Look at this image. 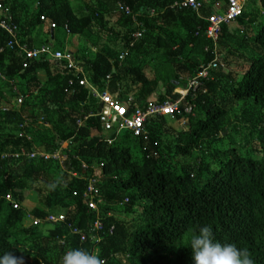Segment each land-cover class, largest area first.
I'll return each instance as SVG.
<instances>
[{"label": "trees", "instance_id": "1", "mask_svg": "<svg viewBox=\"0 0 264 264\" xmlns=\"http://www.w3.org/2000/svg\"><path fill=\"white\" fill-rule=\"evenodd\" d=\"M81 1L77 11L71 0H35L29 12L28 2L0 0L8 5L16 39L28 49L37 47L30 31L44 21L61 29L67 24L70 34L88 32L95 49L92 59L82 58L80 76L63 61L44 57L23 68L18 48L7 46L11 37L0 28V91L6 86L13 95L10 103L0 94V106L7 107L0 109V264H264V23L254 31L259 13L244 8L233 31L223 24L214 50L204 35L205 18L223 0H200L199 11L170 7L179 0ZM113 14L118 15L110 23ZM138 29L142 37L135 39ZM216 54L219 63L196 91L183 98L174 92ZM82 77L139 105L154 96L158 102L179 100L180 114L172 119L187 116V129L155 115L144 125L147 139L126 132L108 143L93 134L97 129L104 136L95 116L78 125L99 109L88 86L78 84ZM238 103L236 132L255 133L242 146L232 141L235 127L228 130L229 112ZM187 106L196 117L183 111ZM220 134L231 137L232 147L214 146ZM43 136L48 142L38 148L35 140ZM132 148L140 159L132 160ZM33 151H59L65 159L61 165L31 156ZM91 179L103 216L97 244L88 232L96 213L84 198ZM28 194L38 206L25 205ZM135 207L139 216L130 223L113 215ZM51 214L64 219L46 221ZM26 218L40 222L19 227ZM43 225L45 232L38 230ZM68 251L71 257H65Z\"/></svg>", "mask_w": 264, "mask_h": 264}, {"label": "built area", "instance_id": "2", "mask_svg": "<svg viewBox=\"0 0 264 264\" xmlns=\"http://www.w3.org/2000/svg\"><path fill=\"white\" fill-rule=\"evenodd\" d=\"M247 0H226L225 2H216L211 9L209 15L205 18L206 27L204 29V35L206 38L210 39L214 45V50L217 45V40L219 38L221 28L223 24H228L233 22L238 16H240L244 10ZM176 6L190 7L195 11H199L203 3L200 0H179L174 1L170 7L174 8ZM120 10H123L124 13L130 14L131 10L127 6H121L118 4ZM10 14L8 8L0 4V28L4 30L7 35L11 38L7 41L8 47H13L14 45L18 48L19 53L23 58L22 67L25 68L28 65L29 60H40L43 57L46 59H51L57 63L63 61L67 69H70L73 72V75L80 76L83 73L82 61L74 57V53L71 52L68 48H57L53 49L51 45L40 44L37 47L28 49L25 43H21L16 39V25L9 22ZM132 19H135L132 15ZM40 20H44L43 16H40ZM50 28L54 30L56 28L54 23L50 24ZM63 29L66 33H69L67 24L63 26ZM143 31L135 30L132 33V37L139 39L142 37ZM132 45V43H130ZM2 47H0V51ZM127 51L124 50L118 55V59H123ZM219 55L216 56L207 64L206 67L202 68L197 75L188 80L185 84L186 87L178 86L174 89V92L181 95L183 98L190 91L194 92L198 89L201 84L200 79L209 78V68H215L219 63ZM3 78V76L0 74ZM108 78V76H107ZM12 83V81H10ZM69 84L72 83L71 80L68 81ZM78 84L88 86V95L91 99H94L97 104H99V109L94 114L85 115L83 120H78V125H83V121L89 116H95L103 130L102 133L104 136H101L100 130H93V134L100 139L106 140L108 143L112 141L120 134L121 131H125L131 135V137L138 138L142 136L143 139H147V135L144 130V125L149 118L155 115H164L175 117L176 114H180L179 110V100L177 101H164L158 102L156 97H151L147 99L142 105H139L134 102L133 97H128L126 99L119 98L117 92H110L108 89L100 90L91 84L87 83L85 77H82L78 80ZM15 90V86H14ZM17 105L22 103V98H17ZM1 110H7V107L0 106ZM187 114H193L192 107L187 106L183 110ZM187 116H181L178 120H186ZM27 122V121H26ZM22 131L18 132V136H21ZM67 142H61V147H65ZM39 155L45 159L52 158L61 163L65 159V155L61 154L59 151L47 153L45 151H33L31 156ZM15 157L18 154L14 155ZM3 156H0V159ZM94 191L93 179L90 180L87 189L84 191L85 203L90 207V209H96V203L93 199L92 192ZM96 191V190H95ZM5 199L11 201V196L7 194ZM16 206L15 203H13ZM48 222L63 221L64 216L62 214L58 215H48L46 218ZM34 224L39 223L40 220H32ZM102 229V223L99 218H96L95 221L89 225L88 232L91 234L90 238L96 244L100 241L99 231ZM77 231V230H74ZM84 237L81 236V239ZM62 243V241H61ZM92 255H94L92 253ZM72 254L68 251L65 257H71ZM84 253H82L78 259L79 263L82 262Z\"/></svg>", "mask_w": 264, "mask_h": 264}, {"label": "rangeland", "instance_id": "3", "mask_svg": "<svg viewBox=\"0 0 264 264\" xmlns=\"http://www.w3.org/2000/svg\"><path fill=\"white\" fill-rule=\"evenodd\" d=\"M22 1L26 2V3L27 2L29 3L28 9H29V12H32L33 8H34V5H35V0H26V1L25 0H21V2ZM84 1L89 2L90 0H84ZM71 4L74 7V9L78 11L80 9V5L82 6L83 3H82L81 0H71ZM6 7L8 8V5ZM245 9L247 10V12H250V13H252V12L253 13L254 12H258L259 13V15H257V23H256V26L254 28V31L258 30L260 28V26L264 23V17H263V15H264L263 14L264 13L263 12L264 11V5L261 3L260 0H247L246 5H245ZM117 15L118 14H113L111 16V18H109V22L110 23L114 22V20L117 18ZM41 24L42 23H37L34 26L35 29H39ZM237 27H238V23H236V22H231L228 25V28H229L230 31H233L234 29H237ZM254 31H253V34H254ZM54 33H55L54 34L55 41L53 42V40L51 39V42H53L55 46H60V48L66 47L71 52L75 53V55H80L82 57H84V56L88 57L89 56L90 59L93 58L94 50L90 49L91 47L89 45H91L92 42H90V38H89L90 34H88V32H85V33H83L80 36L79 34L66 33L65 31H63V29L56 28V29H54ZM89 50L92 53L89 52ZM153 56H155V55L153 54L150 57H153ZM145 72H146V74L149 77H152L153 70L149 66L146 67ZM43 74H44L43 72H38V77L42 81L46 78L45 74L44 75ZM0 92H1L0 94L3 95L4 101L5 100L7 101L9 99V102L12 103V101H13L12 99L13 98H11V97H13V95L11 94L10 90L6 86L1 88ZM9 94L11 95V97H9ZM30 102H31V100H30ZM12 105L14 106V104H12ZM239 105H240V103L235 105V107H233L231 109V111L229 112L228 118H229L230 124L228 125V130H231L232 127L233 128L235 127V129L232 131L233 134H234V137H233L232 141H233V143L235 145L241 143L239 146H242L243 145L242 144L243 139L245 140V137L247 138V136L255 138V133H251L247 129L246 130H242V135H240L238 132H236L239 128H237V124L238 123L237 122L235 123V116L239 115ZM13 108L17 109L18 106L15 105ZM29 110H30V108L28 107L25 110V113L26 112L28 113ZM192 115L196 117V115H197L196 110L193 112ZM167 120H168V123L170 125H172V126H176L177 128L183 127L185 130L187 129V126H188V120L187 119L185 121L184 120L175 121V120L172 119V117L167 116ZM125 134H126L125 131H121L120 132V137H124ZM222 136H223V134L219 135V137H221V139L219 141L215 142L214 146L216 148L220 149V150H225L227 148L232 147V143L229 141V140H231V137L229 139V138H224ZM46 142H48V139H46L44 136L43 137H39V138H37V140H35V146H37V147L39 146L38 148H41L43 143H46ZM243 142H245V141H243ZM129 144L130 145L132 144L131 140L129 141ZM131 158H132V160L140 159V155H139L138 151L136 149H134V148H132V151H131ZM28 195L25 197V202H24L25 205L29 206V207H33L35 205L38 206V203H36V201L33 199V197L30 196V194H28ZM121 208H120V210L117 209L116 212L113 213V215L119 220H123V221H126V222L130 223V220H133V219H135L136 217L139 216L140 208H138V207H135V209L133 210L132 213H125V212H123V210ZM28 226H33V223H32V221L29 218H26L19 225V227H28ZM46 228H47V226L43 225V226H39L38 230L41 231V232H45Z\"/></svg>", "mask_w": 264, "mask_h": 264}, {"label": "crops", "instance_id": "4", "mask_svg": "<svg viewBox=\"0 0 264 264\" xmlns=\"http://www.w3.org/2000/svg\"><path fill=\"white\" fill-rule=\"evenodd\" d=\"M223 2V1H222ZM40 23H42L41 24V26L39 27V29H35V27L30 31V34H29V39H31V44H32V46H38V45H40V44H42V43H49V44H52L55 48L56 47H60V46H55L54 45V41H55V39H54V30H52L50 27H49V25H48V23L46 22V21H44V22H40ZM51 39L53 40V42H51ZM91 48V50H94V52H95V49H94V47L93 46H91V45H89ZM88 46V47H89ZM72 50V49H71ZM73 51V50H72ZM89 52H91L90 50H89ZM92 53V52H91ZM74 57L76 58V59H78V60H81L82 61V56H80V55H75V53H74ZM84 57H86V58H89V56L87 57V56H84ZM86 67V66H85ZM44 73V72H43ZM44 75V74H43ZM46 80V78L43 80V81H45ZM42 81V80H41Z\"/></svg>", "mask_w": 264, "mask_h": 264}, {"label": "clouds", "instance_id": "5", "mask_svg": "<svg viewBox=\"0 0 264 264\" xmlns=\"http://www.w3.org/2000/svg\"><path fill=\"white\" fill-rule=\"evenodd\" d=\"M225 1H226V0H223V2H225ZM223 2H222V3H223ZM246 2H247V1H246ZM245 5H246V4H245ZM244 8H245V7H244ZM233 22H234V21H233ZM49 27H50V26H49ZM119 135H120V134H119ZM94 201H95V200H94ZM98 202H100L99 199H98ZM95 203H96V209H93V210L91 209V210L94 211V212L96 213L95 219H96V218H99L100 221H101V223H102V217H103V216L100 214L101 211H100V209H99L98 204H97L96 201H95ZM94 221H95V220H93L92 223H93ZM92 223H91V224H92ZM102 227H103V223H102ZM112 229H113V227H110V229H109V232H110V233H111ZM99 236H100V235H99ZM100 239H101V238H100ZM96 251H97V248H93V252H92V253L95 255V254H96ZM66 253H67V252H66ZM94 255H93V256H94Z\"/></svg>", "mask_w": 264, "mask_h": 264}, {"label": "water", "instance_id": "6", "mask_svg": "<svg viewBox=\"0 0 264 264\" xmlns=\"http://www.w3.org/2000/svg\"><path fill=\"white\" fill-rule=\"evenodd\" d=\"M184 87H186V84H183Z\"/></svg>", "mask_w": 264, "mask_h": 264}]
</instances>
